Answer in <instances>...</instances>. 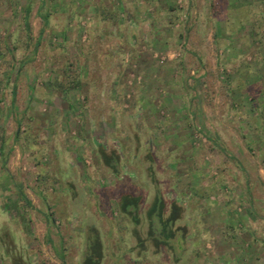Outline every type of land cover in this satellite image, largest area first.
I'll return each instance as SVG.
<instances>
[{
	"label": "rangeland",
	"instance_id": "rangeland-1",
	"mask_svg": "<svg viewBox=\"0 0 264 264\" xmlns=\"http://www.w3.org/2000/svg\"><path fill=\"white\" fill-rule=\"evenodd\" d=\"M2 141L0 264H264V0H0Z\"/></svg>",
	"mask_w": 264,
	"mask_h": 264
},
{
	"label": "trees",
	"instance_id": "trees-1",
	"mask_svg": "<svg viewBox=\"0 0 264 264\" xmlns=\"http://www.w3.org/2000/svg\"><path fill=\"white\" fill-rule=\"evenodd\" d=\"M73 66V62H70L68 63V65H66V67L64 68V72L65 74H67V78L69 75V72L71 70V67ZM75 78L73 79L71 76H70V79H66L64 82L60 83L61 86H65L66 85V90L72 88V87H79L80 86V83H81V80H80V77H79V74H77L76 76H74ZM1 139H3V137H1ZM216 143V142H215ZM217 144V143H216ZM3 141L1 142V145H0V150L1 148L3 147ZM2 152V151H1ZM5 164V159H4V162ZM156 197L157 199L159 200L161 198V195H159V192L156 194ZM156 199V202L158 201ZM155 202V203H156ZM155 203H153L151 205V207L149 208V218L147 220V224H149L150 222V229L152 231H149L148 232V235L149 237H155V240L153 239L154 242H158L160 243L159 245V248L160 247H163V246H166L167 243H172L173 244V240H175L174 242L178 244V246H176L177 244L174 245V247L176 248L175 251H176V254H177V248L180 249V251L182 250V245H181V242H184V240L186 239V235L184 237H182V239H180V235L175 233L173 235V231L170 232V231H167L166 229H168V225L165 226V229H162L161 232H160V225L158 223V217L157 215L155 214V211H154V207H155ZM121 207L123 209V211H125L126 213L132 215V218H133V221L135 223H140L141 222V219L139 217V215H137L136 213L134 212H131V210H137V207L136 204H139V197L137 196H134V195H126V197H123L122 200H121ZM135 206V207H134ZM148 227V226H147ZM147 232V230L145 231ZM93 243V244H92ZM91 244H92V247H95V245L97 244V246H99V255L97 256V258H92L90 255L87 256L86 259H89L92 263H95V264H100V260L102 259L103 257V247H102V242L100 239L97 240V243L95 241H93ZM99 243V244H98ZM158 243V244H159ZM168 247V246H167ZM146 256L145 258L143 259H138L137 261L141 263V260L145 261L146 257H147V253H145ZM94 256V255H93ZM92 258V259H90ZM140 258V257H139Z\"/></svg>",
	"mask_w": 264,
	"mask_h": 264
},
{
	"label": "flooded vegetation",
	"instance_id": "flooded-vegetation-1",
	"mask_svg": "<svg viewBox=\"0 0 264 264\" xmlns=\"http://www.w3.org/2000/svg\"><path fill=\"white\" fill-rule=\"evenodd\" d=\"M156 199L157 197H154V200L152 202L155 203L156 202ZM158 200V199H157ZM151 204V205H152ZM155 207H154V211H155V214L157 215L158 217V223L160 225V232L162 229H165V226L168 225V229H166L167 231H170L172 232L173 231V235L175 233L179 234L180 235V239H182V237H184L186 234V227L184 224H180L178 223L179 220L182 219L183 217V212H182V205L176 201V200H173V201H170V202H167L163 197H161L156 203H155ZM150 205V207H151ZM137 207V210H131V212H134L138 215L139 213V206H140V202L139 204H136ZM135 207V206H134ZM146 208L145 209V217L149 218V208ZM149 221V220H148ZM149 231H152L150 229V222L148 224V227H147V234ZM151 240H152V244H153V250L155 249H159V241L156 243L153 241V239L155 240V237H149ZM159 243V244H158ZM140 244H144L143 241H141ZM181 245H182V248H184V243L181 242ZM166 246H168V250L170 251L171 249H176L174 247V244L172 243H167Z\"/></svg>",
	"mask_w": 264,
	"mask_h": 264
}]
</instances>
